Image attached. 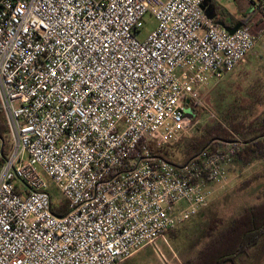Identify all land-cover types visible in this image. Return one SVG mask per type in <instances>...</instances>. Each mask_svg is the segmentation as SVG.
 I'll return each instance as SVG.
<instances>
[{
	"label": "built area",
	"instance_id": "obj_1",
	"mask_svg": "<svg viewBox=\"0 0 264 264\" xmlns=\"http://www.w3.org/2000/svg\"><path fill=\"white\" fill-rule=\"evenodd\" d=\"M203 2L0 0V264H119L224 188L238 137L182 165L162 156L194 138L198 110L218 118L201 90L258 43L246 25L210 21ZM147 15L156 26L140 41Z\"/></svg>",
	"mask_w": 264,
	"mask_h": 264
},
{
	"label": "rangeland",
	"instance_id": "obj_2",
	"mask_svg": "<svg viewBox=\"0 0 264 264\" xmlns=\"http://www.w3.org/2000/svg\"><path fill=\"white\" fill-rule=\"evenodd\" d=\"M219 9L224 11L227 22L232 18L244 19L245 24L258 36V43L243 60L235 71L227 76L221 83L210 88L202 89L201 96L204 105L211 111L221 104V101L231 100L234 89H241L249 85L256 77H260L264 71V0H216ZM156 23L151 15L145 16L142 28L138 35L140 41H144L147 35L155 28ZM233 92V93H232ZM264 112V107H259L257 114ZM187 114V113H186ZM191 113L190 118L193 119ZM199 121L196 129L210 122L208 115L203 110L196 112ZM0 119L5 121L0 111ZM179 147L173 146L162 152H173L171 159L179 156ZM50 194L63 200L56 187L50 183ZM264 201V159L255 160L250 164L236 161L233 175L229 177L223 189H218L215 197L208 207L202 210L196 217L183 225L160 236L153 244L146 245L119 264H185L196 256L197 252L217 232L225 228L230 220L236 217L244 208L260 204ZM264 254V250L258 255ZM258 255L254 258H257ZM253 259V258H252ZM260 264L264 262V255ZM258 260L249 259L243 264H257Z\"/></svg>",
	"mask_w": 264,
	"mask_h": 264
},
{
	"label": "trees",
	"instance_id": "obj_3",
	"mask_svg": "<svg viewBox=\"0 0 264 264\" xmlns=\"http://www.w3.org/2000/svg\"><path fill=\"white\" fill-rule=\"evenodd\" d=\"M232 91L234 97L231 100L221 101L214 108L217 119H210V122L196 129L193 139L176 145L180 150L175 160L171 159V156H175L173 152H165L162 156L176 166L186 164L215 143L234 141L238 137L243 143L238 161L247 165L255 160H263L264 112L258 115L257 110L264 107V71L262 76L256 77L246 87ZM0 139L7 154V128L1 119ZM51 205L56 216L62 217L68 212L64 199L57 201L51 196ZM263 250L264 201L244 208L185 264H243Z\"/></svg>",
	"mask_w": 264,
	"mask_h": 264
},
{
	"label": "water",
	"instance_id": "obj_4",
	"mask_svg": "<svg viewBox=\"0 0 264 264\" xmlns=\"http://www.w3.org/2000/svg\"><path fill=\"white\" fill-rule=\"evenodd\" d=\"M201 8L204 11L206 17L210 21H214L218 26L224 28L230 34H234L236 31H238L240 28L244 26L243 23H238L233 27H227L224 23L217 21L218 16H217L215 7L212 4V0H204ZM186 113L188 117L191 116L190 110H186Z\"/></svg>",
	"mask_w": 264,
	"mask_h": 264
},
{
	"label": "crops",
	"instance_id": "obj_5",
	"mask_svg": "<svg viewBox=\"0 0 264 264\" xmlns=\"http://www.w3.org/2000/svg\"><path fill=\"white\" fill-rule=\"evenodd\" d=\"M239 1H243V0H239ZM217 6H218V4H217ZM215 10H217L216 12H217V16H218V20L217 21H220V22H222V23H224L227 27H233V26H235L236 24H238V23H243L244 25H246L245 24V21H244V19H241V18H232V20L230 19L229 21H225L224 19L227 17V16H229L228 14H226L224 11H221L220 9H219V7H218V9H215ZM247 26V25H246ZM240 66V65H239ZM238 66V67H239ZM264 255V254H263ZM262 254H260V255H258V257L257 258H253V259H251V261H254V260H258L257 262V264H260V261L262 260L261 259V257L263 256ZM261 264H264V262L263 263H261Z\"/></svg>",
	"mask_w": 264,
	"mask_h": 264
},
{
	"label": "flooded vegetation",
	"instance_id": "obj_6",
	"mask_svg": "<svg viewBox=\"0 0 264 264\" xmlns=\"http://www.w3.org/2000/svg\"><path fill=\"white\" fill-rule=\"evenodd\" d=\"M212 4L214 5L215 9H217V1L216 0H212ZM217 11V10H216ZM217 13V12H216ZM219 18H217L218 20Z\"/></svg>",
	"mask_w": 264,
	"mask_h": 264
}]
</instances>
